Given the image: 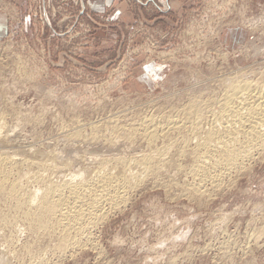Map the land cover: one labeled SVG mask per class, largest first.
<instances>
[{"label":"rangeland","instance_id":"1","mask_svg":"<svg viewBox=\"0 0 264 264\" xmlns=\"http://www.w3.org/2000/svg\"><path fill=\"white\" fill-rule=\"evenodd\" d=\"M124 1L130 18L110 17L115 7L93 11L87 0H0V117L7 137L0 152L57 153L69 167L64 175L47 173L56 182L65 173L90 172L101 157L126 159L172 139L174 149L183 137H159L152 148L139 129L130 137L121 128L145 114L165 124L192 102L211 109L227 80L263 79L264 0L113 6ZM252 156L221 182H201L203 192L192 188L198 181L189 173L191 158L181 160L185 171L161 169L129 189L124 202L105 205L88 238L60 252L58 234L39 233L19 212L1 230L0 264L5 252L10 264H264V149ZM1 202L0 210L14 214L13 201ZM33 241L40 256L26 253Z\"/></svg>","mask_w":264,"mask_h":264},{"label":"bare ground","instance_id":"2","mask_svg":"<svg viewBox=\"0 0 264 264\" xmlns=\"http://www.w3.org/2000/svg\"><path fill=\"white\" fill-rule=\"evenodd\" d=\"M240 77L227 80L225 84H222V86L224 85V88H222L224 89L223 95L219 99L214 98V100L218 101L215 102L216 104L214 103V106L212 105L213 108L211 109H199L198 106L201 104L199 103L197 104L198 106L196 105L198 107L196 110L195 103L192 102L193 106H188L190 108H186L181 117H167L168 120L165 124L156 122L157 120H155L153 115L145 114L138 117V120L133 121L130 126L124 129L121 128V130H124V135L133 131L134 135L137 136L136 133L141 131L139 132L141 133L139 139L140 136L143 138L142 141L147 139L150 146L151 144H154V146L159 144L156 143L159 137H163L164 139L162 138V140H165L166 137L174 139L177 137L176 140H179L178 138L181 136L183 139L179 140V142L182 141L181 145L177 146L179 149L177 147L172 148L178 141H173L172 138L171 141L166 138L167 141L171 142L161 145L162 148L157 146L161 149H149L143 154L134 155L126 159L121 156V158L102 160L101 157V160L98 159V166L93 170H89L90 172L86 173L87 171L80 170L81 172L78 171V174L71 173L72 175H69L65 173L64 177H62L64 175L63 172L69 167H67L68 163L60 161L62 159L55 152L43 153L38 149H31L32 147L26 149V151H16V153H11L8 149H1L3 151L0 152V202L4 200L6 202L13 201L14 205L10 208L13 207L11 212L14 211L15 215L12 214L14 216L12 218L10 217L12 215L9 216L8 213L0 210V233L1 230L3 232V229L13 226L18 217L16 214L23 211L24 215L31 220L32 227L37 228L35 230L39 233L58 234V236L53 237L56 238L57 249L54 244L53 246L54 249L60 252L61 250L59 249L64 250L69 246L82 242V237H87L89 226L97 224L108 212L105 209V205L113 208L124 202L127 199L126 195L128 196V194L126 193L128 190L139 185L149 175L157 174L161 169H172L171 171L175 173L176 170H179V172L180 170L185 171V168H182V163H185V161L181 162L184 158H191L192 160V167L189 173L198 181L197 183L194 182L196 185L192 184L194 192H203L201 190L203 189V186H201L203 183L201 182H207L208 178H212L211 181L213 180L217 184L222 174L229 173L227 171H232V168L236 170L242 160L252 156L256 150L264 149V84L259 83V81L264 83V81H261L264 80V76L261 80L260 76L258 77V83L255 80H244ZM207 100L211 101V98ZM210 101L206 102H209L210 105L212 104ZM206 102L203 103L207 104ZM205 106L208 107L207 105L202 107ZM204 111L212 113L207 116ZM3 120L0 117V140L6 141V134L3 133L5 129ZM110 120L112 118L106 120L108 124H113V122L116 124L115 121L112 122ZM204 121L205 125L208 122L207 127L203 125ZM108 126L110 125L106 127ZM118 126L112 127L120 128ZM134 130L138 131H135V133ZM6 131L8 132L7 129ZM119 132L117 131V133ZM131 135H133L132 132L129 136L132 137ZM192 145L194 146L191 147ZM236 166L238 167L236 168ZM51 170H56L63 174L61 179L55 180L56 182L51 181V178L47 175ZM32 181L37 182V185L39 184L38 189L29 188L28 184H32ZM213 182L211 183L214 184ZM1 203L3 204V202ZM7 207L9 208V206ZM8 208L6 210L10 212ZM34 242L28 245L29 247L27 248L30 251L26 253H29L30 256L32 254V256H35V253L38 254V252L34 251L36 247L38 248ZM6 250L8 249L6 248ZM39 253L41 254V252ZM39 256L35 257V259L39 258ZM11 257V252H5L2 256L1 264H10ZM29 264L32 263L30 262Z\"/></svg>","mask_w":264,"mask_h":264},{"label":"crops","instance_id":"3","mask_svg":"<svg viewBox=\"0 0 264 264\" xmlns=\"http://www.w3.org/2000/svg\"><path fill=\"white\" fill-rule=\"evenodd\" d=\"M116 0H87L90 8L93 11H97V12H106L107 10H110L112 7L114 8V10L112 11L110 17H120L123 13L122 18H124L125 16H128L129 18L131 17V13L130 12H126V7H128V3L127 2H123L120 5H114Z\"/></svg>","mask_w":264,"mask_h":264}]
</instances>
